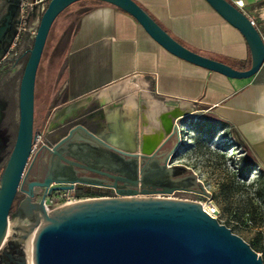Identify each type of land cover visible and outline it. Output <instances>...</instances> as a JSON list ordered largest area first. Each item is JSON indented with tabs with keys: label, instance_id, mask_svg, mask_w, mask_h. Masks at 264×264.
I'll list each match as a JSON object with an SVG mask.
<instances>
[{
	"label": "water",
	"instance_id": "95a60500",
	"mask_svg": "<svg viewBox=\"0 0 264 264\" xmlns=\"http://www.w3.org/2000/svg\"><path fill=\"white\" fill-rule=\"evenodd\" d=\"M76 1L45 0L23 65L18 60H24V47L16 58L9 54L19 28L22 0H0V79L19 72L23 65L16 129L10 143L3 118L5 101L0 96V264H261L259 255L208 216L199 202L151 195L144 189L150 184L161 187V194L187 189L173 184L175 167H165L171 150L158 161H150L169 139L170 129L159 134L156 147L145 148L139 135L133 133L122 145L120 134L91 131L83 118L71 117L42 133L39 146L32 151L38 135L33 130L36 69L54 18ZM100 1L130 14L167 52L204 69L241 79L253 75L264 61V44L255 25L229 0L206 1L244 38L250 59L245 69L183 46L135 0ZM36 6L31 5L34 16ZM195 115H174L170 128L176 141L180 121ZM228 128L232 143L246 149L237 129L231 124ZM92 186L112 189L114 195L87 197L48 210L44 207L45 197L53 192ZM17 193L22 197L12 211ZM201 193L208 196L204 189Z\"/></svg>",
	"mask_w": 264,
	"mask_h": 264
},
{
	"label": "crops",
	"instance_id": "0c3cea01",
	"mask_svg": "<svg viewBox=\"0 0 264 264\" xmlns=\"http://www.w3.org/2000/svg\"><path fill=\"white\" fill-rule=\"evenodd\" d=\"M79 1L87 5L72 13L55 55L37 116L40 132L81 117L91 131L120 134L122 145L134 133L145 148H154L162 119L202 112L233 125L264 172V61L248 78H229L167 52L115 5ZM135 1L188 49L236 69L249 66L244 38L206 0ZM241 1L264 44V0ZM105 190L92 186L76 193L87 198Z\"/></svg>",
	"mask_w": 264,
	"mask_h": 264
},
{
	"label": "rangeland",
	"instance_id": "374dc122",
	"mask_svg": "<svg viewBox=\"0 0 264 264\" xmlns=\"http://www.w3.org/2000/svg\"><path fill=\"white\" fill-rule=\"evenodd\" d=\"M86 5L87 1H76L63 8L54 18L48 31L34 81L36 116L33 119V130H39L37 116L42 107L41 98L48 89L52 70L58 63L55 55L65 43V36L71 28L72 13ZM33 34L34 29L31 31L32 36ZM15 96L16 88L10 97L4 95L8 100V110L4 118L7 129L5 134L10 135L11 141L17 119ZM191 128L194 127L189 126L184 134L186 145L179 157L195 164L194 169L209 192L206 199L201 201H210L214 204L218 210L219 223L247 243L259 255L261 264H264V172L262 168L250 163L245 171L246 176L240 175L241 164L245 160L249 161L251 156L248 150L232 143L229 128L224 124H216L215 129H207V126L206 130L201 128L198 135L196 128L192 129L193 131ZM209 133H212L211 138L205 140ZM18 198L19 196L15 201ZM50 202L51 206H56L59 200L54 197Z\"/></svg>",
	"mask_w": 264,
	"mask_h": 264
},
{
	"label": "flooded vegetation",
	"instance_id": "af4514ba",
	"mask_svg": "<svg viewBox=\"0 0 264 264\" xmlns=\"http://www.w3.org/2000/svg\"><path fill=\"white\" fill-rule=\"evenodd\" d=\"M33 4V3H32ZM31 10V6L28 7V13L26 15V17L24 18V23L20 24V27L18 28L17 34L15 36V38L13 39V42L11 43V48H10V52L9 54L12 53V58H16L19 49L24 47V60H18V64H23L25 63V60L27 58L28 55V49L31 46V42H32V35H31V31L35 28V22H36V17L34 15L31 14L30 12ZM8 54V55H9ZM22 65V67H23ZM21 67V69H22ZM21 69L19 72L1 77L0 79V96L1 98L5 101V107L3 110V118H5V114L8 110V100L4 97V95L7 96H11V94L13 93V90H15L16 88V100H17V88H18V84L17 82L19 81V76L21 74ZM15 84L16 87H15ZM174 116H171L169 119L165 118L162 119V125L160 127V129L158 130V139H159V134L163 133L164 129H170L169 133H170V137L169 139L163 143V145H161L160 148H158L155 151V156H153V158L150 160L151 162H155L158 161L161 157H163L168 151H170L169 155L167 156L166 160H165V167L166 168H172V173H173V184L176 186H183L184 188L187 189H173L171 191V193H173V196H183L189 199H193V200H204L206 199L207 196H205L204 194L201 193V190L204 189L207 193H209L204 185L202 180L200 179L199 175L197 174V172L195 171V164L194 163H189L188 161H186V159L180 158L179 155L181 154L182 149L185 147L186 142L185 141H181L180 137L182 135L185 134V132L187 131L188 127L193 126L194 128H191V131H193L192 129H201V128H205L206 130V126L207 129L211 128V129H215L216 128V124H213V120L209 119L204 113L199 112L197 115L193 116V117H188L185 118L183 120L180 121L181 125L177 126V141H176V136L174 135V131L171 127L172 122H174L173 118ZM34 119V117H33ZM216 122V121H215ZM219 122H217L218 124ZM8 136V143L11 142V138L9 134H6ZM157 139V142H159V140ZM175 143V145H174ZM188 169V170H185ZM191 174H193L195 176V179L192 178ZM197 182H200L201 186L199 184H197ZM105 191H108L107 188H105ZM144 189L148 190L151 195H158L161 194L159 192V190L161 189V187H157V186H152L151 184L148 186H144ZM111 190V189H110ZM61 192H53L50 196L45 197L44 201L48 202L50 199L54 198V197H58ZM73 192H77L76 190H74ZM112 194L114 195V192L112 190ZM19 196V198L17 199V201H15L16 197ZM22 195L20 193H17L14 197V201H13V208L12 211H14L18 201L21 199ZM48 206L50 205L49 203L47 204Z\"/></svg>",
	"mask_w": 264,
	"mask_h": 264
},
{
	"label": "built area",
	"instance_id": "2783aa9c",
	"mask_svg": "<svg viewBox=\"0 0 264 264\" xmlns=\"http://www.w3.org/2000/svg\"><path fill=\"white\" fill-rule=\"evenodd\" d=\"M32 3H37V6L35 7L36 10V19L38 17V14L41 12V10L43 9V6L45 4V0H22L21 2V6H20V23H19V27L20 24L24 23V18L26 17L27 13H28V7H30L32 5ZM235 6H237L240 10H242L244 13V9H243V3L241 0H235L233 3ZM246 14V13H245ZM247 15V14H246ZM247 17L249 18L250 22L252 24H254V19L253 17L247 15ZM11 48V46H10ZM38 135L34 141V144L32 146V151L36 150V148L39 146V143L41 142V134L42 132H40V130H37ZM181 141H185V137L184 135H182L180 137ZM112 189H108V191H104L103 194L101 196H112ZM156 196H166V197H171V198H179V199H188V200H193V199H189L183 196H173V193H169V194H158ZM59 202L56 203L58 205H62V204H69V203H73L76 202L80 199H83L81 197H79V195L73 191H63L58 197ZM51 199L48 202L44 201V207L46 210L54 207L51 205H47L50 202ZM196 202H199L201 205L202 210L210 217L215 218L217 220V222L219 223V219H218V210L216 208V206L214 204H212L210 201H198V200H193Z\"/></svg>",
	"mask_w": 264,
	"mask_h": 264
},
{
	"label": "trees",
	"instance_id": "16d2710c",
	"mask_svg": "<svg viewBox=\"0 0 264 264\" xmlns=\"http://www.w3.org/2000/svg\"><path fill=\"white\" fill-rule=\"evenodd\" d=\"M213 122V124L215 123V124H217V122H215V121H212ZM219 124V123H218ZM196 131V133H197V135L199 134V129H196L195 130ZM211 136H212V133H209L207 136H206V138H204L205 140H209L210 138H211ZM202 140H203V138H202ZM249 166H250V163H249V161H247V160H245L242 164H241V166H240V175L241 176H243V177H245L246 176V170L249 168Z\"/></svg>",
	"mask_w": 264,
	"mask_h": 264
},
{
	"label": "bare ground",
	"instance_id": "6f19581e",
	"mask_svg": "<svg viewBox=\"0 0 264 264\" xmlns=\"http://www.w3.org/2000/svg\"><path fill=\"white\" fill-rule=\"evenodd\" d=\"M154 108V107H153ZM126 137V136H125ZM145 141V140H144ZM149 144V143H148ZM152 146V145H151Z\"/></svg>",
	"mask_w": 264,
	"mask_h": 264
}]
</instances>
